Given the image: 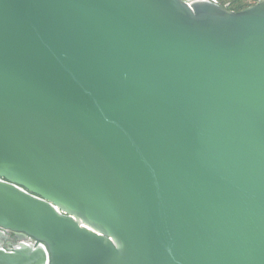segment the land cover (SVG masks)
Segmentation results:
<instances>
[{
	"label": "water",
	"instance_id": "obj_1",
	"mask_svg": "<svg viewBox=\"0 0 264 264\" xmlns=\"http://www.w3.org/2000/svg\"><path fill=\"white\" fill-rule=\"evenodd\" d=\"M0 264H264V0H0Z\"/></svg>",
	"mask_w": 264,
	"mask_h": 264
},
{
	"label": "flooded vegetation",
	"instance_id": "obj_2",
	"mask_svg": "<svg viewBox=\"0 0 264 264\" xmlns=\"http://www.w3.org/2000/svg\"><path fill=\"white\" fill-rule=\"evenodd\" d=\"M258 1L260 0H249V2H247L246 0H214V2L219 3L223 6H229L230 9L248 7L257 3ZM2 233L3 237H1L0 246L8 252L14 251L17 248H22L25 246H30L33 248L43 246L42 242L31 237L20 236L18 233L12 231H3Z\"/></svg>",
	"mask_w": 264,
	"mask_h": 264
},
{
	"label": "trees",
	"instance_id": "obj_3",
	"mask_svg": "<svg viewBox=\"0 0 264 264\" xmlns=\"http://www.w3.org/2000/svg\"><path fill=\"white\" fill-rule=\"evenodd\" d=\"M244 8H246V7H241V8H232V9H234V10H242V9H244Z\"/></svg>",
	"mask_w": 264,
	"mask_h": 264
},
{
	"label": "rangeland",
	"instance_id": "obj_4",
	"mask_svg": "<svg viewBox=\"0 0 264 264\" xmlns=\"http://www.w3.org/2000/svg\"><path fill=\"white\" fill-rule=\"evenodd\" d=\"M247 2H249V0H246Z\"/></svg>",
	"mask_w": 264,
	"mask_h": 264
}]
</instances>
